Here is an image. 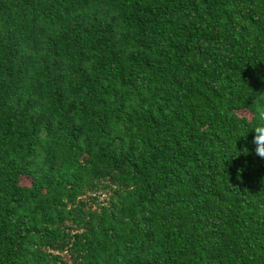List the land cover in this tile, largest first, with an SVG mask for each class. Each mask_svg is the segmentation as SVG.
I'll return each mask as SVG.
<instances>
[{
  "label": "trees",
  "instance_id": "trees-1",
  "mask_svg": "<svg viewBox=\"0 0 264 264\" xmlns=\"http://www.w3.org/2000/svg\"><path fill=\"white\" fill-rule=\"evenodd\" d=\"M0 264H264V0H0Z\"/></svg>",
  "mask_w": 264,
  "mask_h": 264
},
{
  "label": "rangeland",
  "instance_id": "rangeland-1",
  "mask_svg": "<svg viewBox=\"0 0 264 264\" xmlns=\"http://www.w3.org/2000/svg\"><path fill=\"white\" fill-rule=\"evenodd\" d=\"M26 183V181H24Z\"/></svg>",
  "mask_w": 264,
  "mask_h": 264
}]
</instances>
